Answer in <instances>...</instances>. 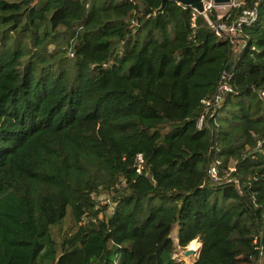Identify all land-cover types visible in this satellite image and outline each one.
Instances as JSON below:
<instances>
[{
    "label": "trees",
    "instance_id": "obj_1",
    "mask_svg": "<svg viewBox=\"0 0 264 264\" xmlns=\"http://www.w3.org/2000/svg\"><path fill=\"white\" fill-rule=\"evenodd\" d=\"M161 2L0 0V264H264V0Z\"/></svg>",
    "mask_w": 264,
    "mask_h": 264
},
{
    "label": "built area",
    "instance_id": "obj_2",
    "mask_svg": "<svg viewBox=\"0 0 264 264\" xmlns=\"http://www.w3.org/2000/svg\"><path fill=\"white\" fill-rule=\"evenodd\" d=\"M232 4L233 3H229L228 5H232ZM209 10H211L210 5L208 6V10H206V12ZM206 12L204 13V11H203L201 13L204 15V17L206 18V20L208 22V25L213 29V31L215 32L216 35L226 36V35H231L232 33L235 32V26L233 24L227 25L226 23H223L220 21H217L216 23L212 22L211 20H209ZM221 17H218V18H221ZM254 17H255V12L253 10H244L242 16H240L238 21H237V27H240L241 24L244 22L249 23L250 21H252V19ZM218 90H219L218 93L211 100V102H214V104H218L220 102V100L222 98V94L224 92H226V91L231 92V87L229 85L223 84L219 87ZM211 102H208V104L211 105ZM202 120H203V118L201 117L198 121V126L201 125ZM208 172H209V175L211 177L216 178L217 172H218L217 166L216 165L211 166L209 168Z\"/></svg>",
    "mask_w": 264,
    "mask_h": 264
},
{
    "label": "rangeland",
    "instance_id": "obj_3",
    "mask_svg": "<svg viewBox=\"0 0 264 264\" xmlns=\"http://www.w3.org/2000/svg\"><path fill=\"white\" fill-rule=\"evenodd\" d=\"M209 5H210L211 9L215 10L218 17L223 16L229 10V6H230L228 4H215L212 0H203L202 6L204 8V10H203L204 13L206 12V10H208ZM103 197H104V195L100 196V199ZM175 228H176V225H174L171 236L176 241L177 239H176V229ZM196 241L198 242L197 239H196ZM199 246H200V243H199ZM199 246H198V248H199ZM190 248H191V246L188 244L183 249H178L176 251V253L174 254V257L181 260L184 264H192L195 261L198 253L194 252V253H190L188 255H185V251L190 249ZM198 248H197V250H198Z\"/></svg>",
    "mask_w": 264,
    "mask_h": 264
},
{
    "label": "water",
    "instance_id": "obj_4",
    "mask_svg": "<svg viewBox=\"0 0 264 264\" xmlns=\"http://www.w3.org/2000/svg\"><path fill=\"white\" fill-rule=\"evenodd\" d=\"M176 2H178L181 5H185V6H191L192 8H194L196 11L198 12H203L204 8L202 6V2L203 0H174ZM215 4H229L231 2V0H212ZM165 3V0H162L161 2V6H163ZM239 54H237L235 57H231L228 61V63L225 66V73H227L228 71H230L237 59ZM200 247V246H199ZM197 252L199 253V248L196 251L193 248H190L188 250L185 251V255H188L190 253H194Z\"/></svg>",
    "mask_w": 264,
    "mask_h": 264
},
{
    "label": "bare ground",
    "instance_id": "obj_5",
    "mask_svg": "<svg viewBox=\"0 0 264 264\" xmlns=\"http://www.w3.org/2000/svg\"><path fill=\"white\" fill-rule=\"evenodd\" d=\"M191 248L197 250L199 243L197 241H193L190 243Z\"/></svg>",
    "mask_w": 264,
    "mask_h": 264
}]
</instances>
